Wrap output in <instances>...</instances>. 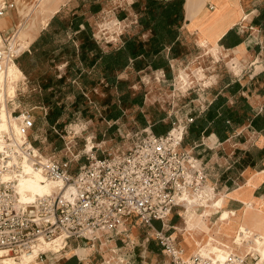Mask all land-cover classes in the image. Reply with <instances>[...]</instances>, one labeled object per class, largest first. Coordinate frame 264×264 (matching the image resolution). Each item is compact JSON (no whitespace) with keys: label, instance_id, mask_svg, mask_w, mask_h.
I'll use <instances>...</instances> for the list:
<instances>
[{"label":"rangeland","instance_id":"1","mask_svg":"<svg viewBox=\"0 0 264 264\" xmlns=\"http://www.w3.org/2000/svg\"><path fill=\"white\" fill-rule=\"evenodd\" d=\"M23 2L22 0L18 3ZM74 2L77 5L75 14L62 12L59 14L60 21L71 26L73 19L82 17L83 21L90 24V31L81 26L77 33L59 32L54 34L53 40L49 43L33 49L26 48L27 42L30 41L28 30L26 35L20 36L21 43L13 42L12 47H16L17 44L24 45L23 50L15 55L17 57L15 63H11L6 72L0 70V114L5 106L8 116L7 126L0 128L1 134L5 130L9 132L12 130V135L17 138L16 133L19 131L16 126H19L20 120L17 117L20 111L33 109L37 123L31 132L30 140L34 142V148L46 159H54L60 163L69 162L70 173H75L80 166L88 164V158L92 154L102 157L105 154L126 150L132 143L131 135L143 129L138 121L139 110L136 106H128L124 109L125 115L119 120V124L107 119L113 104L119 103L122 92H130V100L142 93L145 101L144 111L147 115L151 113L147 110L146 102L152 101L157 113L167 112L170 118L176 120L187 115L193 116L194 109L200 105L199 101H203L205 90L214 83L215 72L221 71L224 74L228 69L236 72L243 69L236 59H234L235 63L231 61L226 64L214 40L198 32V42L202 47L192 48L189 58L174 65L172 79L146 67L140 73H135L132 69L118 72L122 83L118 88L105 84L97 75H89L87 84L84 85L83 78L77 75V69L74 68V64L81 65L78 56L80 46L86 44L89 56L93 58L95 54L93 43L104 51H109L117 42L125 41L127 35H132L127 34L126 30L129 29L132 21L138 18L144 0H75ZM207 7L210 8L209 2ZM51 16V12L41 16L34 34L38 32L39 27H43L42 18L48 20ZM248 20L242 19L241 22L244 25ZM55 26L58 27V23H55ZM50 31L53 29L50 28ZM137 31L139 34L136 35L140 36V39H145L147 34L144 32L140 35L139 29ZM1 39L4 44L2 36ZM177 54L179 58L183 57L186 54L185 47H178ZM16 66L22 69L26 77L17 73ZM148 96L151 100H148ZM43 108L47 109L48 115H45ZM57 108L62 110V115L53 124L50 117ZM14 109L16 112L13 113ZM194 145L190 132L183 146L185 150L192 151ZM201 149V147L196 148L193 153L202 157ZM205 209L199 208L198 212ZM181 213L184 214V210H181ZM216 213L213 212L210 217L212 222L217 221ZM188 218V227L191 224L194 227L199 224L202 230H206L199 221L201 217H191V220ZM155 226L159 229L156 224ZM172 226L175 228H171ZM127 229L136 243L134 249L129 248L125 243L107 240L106 237L96 242L70 241L68 246L60 251H57L60 247H47L42 257L27 264H65V257L74 253L76 260L78 261L79 257L83 264H150L151 261L142 252L145 250L148 233L154 235V231L136 223L127 226ZM165 229H168L167 233L172 234L177 245L183 249L182 242L185 240V229H187L186 217H173ZM191 233L194 234V239L197 238L196 240L201 243L196 249L202 250L206 242L205 237L200 239L189 227L188 234L191 241L193 238ZM260 236L264 238V235H256V239ZM188 238L187 236L186 239ZM153 240L150 238V243ZM190 246L188 242L185 243V252ZM158 247L162 248L159 243ZM169 261V257L161 251L157 257V264H167ZM16 262L23 264L19 259Z\"/></svg>","mask_w":264,"mask_h":264},{"label":"built area","instance_id":"2","mask_svg":"<svg viewBox=\"0 0 264 264\" xmlns=\"http://www.w3.org/2000/svg\"><path fill=\"white\" fill-rule=\"evenodd\" d=\"M15 7V2L0 0V18ZM13 37L0 46V70L17 58L10 47ZM43 110L47 115V109ZM17 118L22 143L9 133L0 134V258H18L40 240L59 239L63 250L70 241L96 242L106 237L117 242L124 238L134 249L136 243L127 229L131 217L132 224L154 231L147 240L158 241L170 259L167 264H264V258L254 253L231 254L224 263L200 255L185 260L182 248L165 229L176 208L185 210L190 201L198 209L209 208L221 195L210 167L183 148L194 116L176 118L164 135H156L150 128L133 133L126 150L102 157L92 154L89 163L75 173L69 172V162L36 153L30 140L37 123L33 109L21 110ZM25 161L48 181L58 183V192L22 203L17 181L24 174ZM156 222L162 228H156Z\"/></svg>","mask_w":264,"mask_h":264},{"label":"crops","instance_id":"3","mask_svg":"<svg viewBox=\"0 0 264 264\" xmlns=\"http://www.w3.org/2000/svg\"><path fill=\"white\" fill-rule=\"evenodd\" d=\"M7 1L15 2L16 7L11 9L5 17L0 18V34L4 41L10 39L19 31L20 24L26 22L25 35L29 30L27 33H32L33 39L27 42L26 48H30L42 33L48 30L49 25L47 26V24L50 18L44 21L42 18L43 27H39L38 32L34 34V29L41 16L43 17L50 12L52 16L57 12V14L62 12L69 15L75 14L77 6L75 0H45V2L43 0L40 5L38 4L39 0H23L24 2L20 4L18 2L22 0ZM200 1H203V4ZM207 2L214 8H208ZM67 6H69L68 9ZM217 6H219L218 9ZM42 8L45 10L43 11ZM242 19L248 20L247 23L243 25ZM137 29L140 27L137 25L136 19L132 21L126 32L134 35L138 32ZM231 29H236L242 42L233 47H226L221 44V40ZM222 30H224L223 34L219 36ZM69 31L77 33L72 29ZM181 32L183 36L181 42L185 47L186 54L181 58L171 60L173 68L179 61L189 58L192 48L199 49L202 47L198 42L199 32L214 40L215 45L220 48L223 61L226 64L231 61L234 62L236 59L241 63L243 69L239 72L228 69L224 74L221 71L215 72L214 83L205 90L203 101H199L200 105L192 113L195 118L205 115L209 106L220 96L227 97L228 101L224 107H228L234 113L233 116L235 117L232 118L233 129L227 138L220 140L214 133L202 134L199 140L194 141L195 145L192 146L191 151L202 148L201 153L197 151L202 157L197 155L210 167L212 179L218 184L221 192L222 203L216 210L208 209L202 212H198L197 206L187 205L185 210L176 208L170 217H186L187 229L189 228L188 217H204L200 218L199 221L204 223L206 230L200 229L202 232L198 231L197 234L200 239H204V237L206 239L205 247L207 249L205 251L216 255L217 253L212 250L216 246L223 251L243 256L250 247H254L256 244L253 235H264V128L257 130L252 126L254 118L258 115H264V0H193L191 3L186 0L185 22ZM253 36L257 38L253 39ZM202 41H200L201 45H203ZM128 69L134 70L133 67ZM150 69L166 76V72L162 69L154 70L151 67ZM142 71L144 69L139 72L135 71V73ZM172 74H174V69H172ZM148 100H151L149 96ZM152 104H154L152 101L146 102L147 110ZM245 106L247 109H244ZM137 108L145 114L148 123L147 126L142 127L152 130L151 127L155 122L152 115H147L144 111L145 101L143 108ZM236 112L242 118L239 122H236L239 118L236 117ZM165 113L167 114L163 119L165 123L174 120L170 118L167 112ZM220 114L221 112H219ZM118 122L116 124H119ZM234 181L237 185H233ZM181 210H184V214L181 213ZM206 211L209 213L205 214ZM213 212H217L215 214L218 217L216 222H212L210 218ZM223 213L229 215L226 219L227 222H223L221 219ZM130 223L129 225H133L132 220ZM155 224L160 229L161 223L156 222ZM171 228L175 227L172 226ZM187 229H185V240L182 242L183 247L187 242V236L189 237ZM239 229H244L252 235L241 245L235 242ZM130 239L133 240L131 237ZM126 240L124 238L118 239L122 243ZM190 245L192 246V244ZM199 250L191 251L192 254H189V257ZM161 251L162 248L158 247V243H155L154 240L152 243L150 240H146L145 250L142 253L151 261L150 264H157V257ZM74 256L75 253L65 257V264ZM183 257L184 259L189 258L186 257L185 252ZM74 264L83 263L78 257V261L75 260Z\"/></svg>","mask_w":264,"mask_h":264},{"label":"trees","instance_id":"4","mask_svg":"<svg viewBox=\"0 0 264 264\" xmlns=\"http://www.w3.org/2000/svg\"><path fill=\"white\" fill-rule=\"evenodd\" d=\"M185 4L186 0H144L141 12L137 18V25L140 27V35L144 32L147 34L145 39H140L141 37L136 34L127 35L125 41L117 42L113 49L109 51H104L99 45L93 43L92 48L95 50L93 58H90L86 44L81 45L78 55L81 65L76 66L74 64V68L77 69V75L83 78V84H87L89 75H97L105 84L118 88L122 85L118 72L124 71L129 67H133L136 72L146 67H151L154 70L162 69L166 72V77L172 79L173 66L171 65V60L179 58L177 49L183 46L181 28L185 22ZM57 13L50 18L51 21L49 20L50 23L48 22L47 24V26L49 25L48 30L42 33L32 44L31 48L36 49L40 45L49 43L53 40L54 34L59 32H67L69 29L78 32L81 26L88 31L91 30L90 24L87 21H83L82 17L73 19L71 26H68L64 21H60ZM55 23H58V27L55 26ZM50 28L53 31H50ZM241 42L242 39L236 29L229 30L221 40V44L226 47H233ZM20 70L22 71L21 68ZM24 76L26 77L25 74ZM130 96V92L121 93L119 103L113 104L111 111L107 114L109 121L116 124L123 117L124 109L128 106H136L139 109L144 107V95L142 93L136 95L132 100H130ZM227 101V97H218L209 106V110L205 115L194 118V122L188 129L185 141L190 132L193 142L199 140L202 134L210 135L214 133L220 140L227 138L233 129L232 118L235 117L228 107H224ZM244 109H247V106ZM55 110L50 117L53 124L62 115V110L58 108ZM148 111L155 122L151 128L156 135H164L171 130L174 120L165 123L163 121L165 116H167L165 112L157 113L152 106ZM219 112H221L220 115ZM236 117H239L237 112ZM241 120L242 118L239 117L236 122ZM138 121L143 127L148 125L145 114L141 111H139ZM252 126L257 130L263 129L264 115H258L254 118ZM172 219L173 217H171V221ZM75 260L76 257L74 256L66 264H74Z\"/></svg>","mask_w":264,"mask_h":264},{"label":"bare ground","instance_id":"5","mask_svg":"<svg viewBox=\"0 0 264 264\" xmlns=\"http://www.w3.org/2000/svg\"><path fill=\"white\" fill-rule=\"evenodd\" d=\"M42 1L43 0H39L38 1V4L40 5V3ZM191 1H193V0H189V3H191ZM200 2L202 3L203 1H200ZM193 3H195V2H193ZM191 8H192V5H191ZM196 8L198 9V7H196ZM218 8H219V6H217V9ZM194 12H197V11L194 10ZM25 29H26V22H23L19 26V31L16 32V34L13 37V39L11 40L10 47H11V50L13 52L14 57H16L15 55L18 54V53H20L23 50L24 45L23 44L22 45L21 44H17L16 47H12V45L16 44V42L17 43H21L20 42V36L25 35ZM223 32H224V30L220 31L219 36H221L223 34ZM27 35H28V37H29V39L31 41V39H32V33H27ZM0 39H1V35H0ZM13 42H15V43L13 44ZM215 42H216V40H215ZM0 46L1 47H4L5 46V41H4V44H3L2 39L0 40ZM13 63H15V61ZM7 69H8V67H6V66H4V67L1 68V70L5 71V72H6ZM16 71H17V73L19 75H21L22 77H24L23 72L17 66H16ZM7 117L8 116H7V113H6L5 106H4V109L2 110V113L0 114V128H5L7 126L6 125V122L8 120ZM16 128L19 131V126L18 125L16 126ZM0 131H1V129H0ZM3 133H9L10 135H12L13 134V131L11 130L9 132V131L5 130V131L2 132V134ZM0 134H1V132H0ZM16 134L18 135V137L16 138L17 141L20 142V143H22L21 139L19 138V132L16 133ZM34 149H35L36 153L39 154V152L37 151V149L36 148H34ZM23 167H24V174L21 177H19V179L17 181V195H18V198L20 199V201L22 203L30 204V203H33L35 200H37L39 197H43V196H46V195H53L54 193H57L58 192V188H57L58 187V183L48 181L43 174H41L40 172L32 169L31 168V164L28 161H25L23 163ZM221 203H222V198H221V196H219L212 203V205H210L209 208H206L205 210H208V209L216 210L221 205ZM187 205H189V206H192V205L196 206L192 201H190V203L187 204ZM228 216H229L228 213H223V217L221 218L222 221L223 222L224 221L227 222L228 220H226V219H228ZM201 218H204V217H201ZM188 219L191 220V217H189ZM130 220H132L131 217L128 218V221L129 222H130ZM190 223H192V222H190ZM203 225H204V223H203ZM189 227H190L191 231L193 230L196 233V235H198L197 233L201 229L200 228V225L194 227L191 224V225H189ZM204 227H206V226H203V228ZM188 231H189V228H188ZM191 236H193L192 241H191V238H190V235H189V238L187 239V242L189 244H192V246H191V248H186V252H185L184 247H183V249H182L183 250L182 256H184V252H185L186 253V257H189V254H192L191 251H195L196 248L201 244L200 241L196 240L197 238L194 239V237H195L194 234L191 233ZM251 236L252 235L248 231H246L244 229H239V231L237 232V235L235 237V242L237 244H240L241 245V244L245 243L248 239H250ZM253 240H254V242L256 244H258V246L255 245V247H253V246L250 247L249 250L247 251V253L245 255H247L248 253H254V255L259 254L262 258H264V238H263V236L262 237L260 236L258 239H256V235H253ZM49 246H54V247H58V248L60 247V249H61L60 240L59 239H56L54 241L40 240L33 247L32 251H30L28 253H25V254H23L21 256H19V258H14L12 256H2V258H0V264H18L16 262L17 259H19L23 264L31 263V262L35 261L36 258H38L39 254L41 252H46L44 250L47 247H49ZM60 249L57 250V251H60ZM206 249L207 248L204 245L202 250H199L198 252H196L193 255H200L201 257L208 258V259H212V260H215V261H219L221 263H224L227 260V258H228L229 255L234 254L233 252L223 251L219 247H216L215 246L212 250L214 252H216L217 254L216 255L215 254L212 255V254L207 253L205 251ZM235 255H237V254H235ZM245 255H243V256H245ZM183 259H184V257H183ZM188 259H185V260H188Z\"/></svg>","mask_w":264,"mask_h":264}]
</instances>
